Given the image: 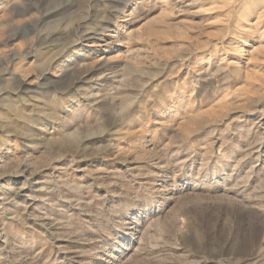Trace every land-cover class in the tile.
Segmentation results:
<instances>
[{
  "label": "rangeland",
  "instance_id": "rangeland-1",
  "mask_svg": "<svg viewBox=\"0 0 264 264\" xmlns=\"http://www.w3.org/2000/svg\"><path fill=\"white\" fill-rule=\"evenodd\" d=\"M0 264H264V0H0Z\"/></svg>",
  "mask_w": 264,
  "mask_h": 264
},
{
  "label": "bare ground",
  "instance_id": "bare-ground-1",
  "mask_svg": "<svg viewBox=\"0 0 264 264\" xmlns=\"http://www.w3.org/2000/svg\"><path fill=\"white\" fill-rule=\"evenodd\" d=\"M46 15H44V16H42L40 19H38L37 20V22L39 23V24H43L46 20H47V17H45ZM87 20V19H86ZM38 38L39 37H41V34H39L38 36H37ZM51 38V34H47V38L46 39H50ZM47 46V45H46ZM45 46V47H46ZM50 47V46H49ZM53 62H55V61H52V63L50 64V66L47 68V69H45V70H43L41 73H40V77L41 78H44L45 77V75L50 71V69H51V65L53 64ZM88 76V75H87ZM41 80V79H40ZM30 84L27 82V81H23L22 82V89H24V90H28V88H27V86H29Z\"/></svg>",
  "mask_w": 264,
  "mask_h": 264
}]
</instances>
